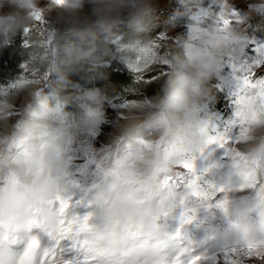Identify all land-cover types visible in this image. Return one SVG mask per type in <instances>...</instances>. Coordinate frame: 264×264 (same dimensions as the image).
Instances as JSON below:
<instances>
[{"label":"clouds","instance_id":"obj_1","mask_svg":"<svg viewBox=\"0 0 264 264\" xmlns=\"http://www.w3.org/2000/svg\"><path fill=\"white\" fill-rule=\"evenodd\" d=\"M5 54L0 264H264V0H0Z\"/></svg>","mask_w":264,"mask_h":264},{"label":"trees","instance_id":"obj_2","mask_svg":"<svg viewBox=\"0 0 264 264\" xmlns=\"http://www.w3.org/2000/svg\"><path fill=\"white\" fill-rule=\"evenodd\" d=\"M16 68V58H10L7 54L0 59V75H7L10 71H14ZM115 82H123L126 80L124 75L116 74L113 76Z\"/></svg>","mask_w":264,"mask_h":264}]
</instances>
